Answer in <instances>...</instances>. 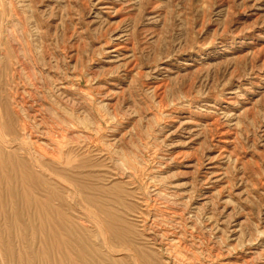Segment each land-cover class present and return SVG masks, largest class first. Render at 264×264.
<instances>
[{
  "label": "rangeland",
  "instance_id": "1",
  "mask_svg": "<svg viewBox=\"0 0 264 264\" xmlns=\"http://www.w3.org/2000/svg\"><path fill=\"white\" fill-rule=\"evenodd\" d=\"M6 109L63 199L49 264H264V0H0ZM9 225L0 264H41Z\"/></svg>",
  "mask_w": 264,
  "mask_h": 264
},
{
  "label": "bare ground",
  "instance_id": "2",
  "mask_svg": "<svg viewBox=\"0 0 264 264\" xmlns=\"http://www.w3.org/2000/svg\"><path fill=\"white\" fill-rule=\"evenodd\" d=\"M98 3H100V0L98 1ZM106 2V1H105ZM126 2V1H125ZM104 3V2H103ZM108 4V3H107ZM136 4V3H135ZM101 7V6H100ZM111 7V6H110ZM147 7V6H146ZM105 9V8H104ZM100 10V8H99ZM102 10V9H101ZM104 11V10H103ZM108 11V10H107ZM156 11V10H155ZM130 17V16H129ZM123 35V34H122ZM127 35V34H126ZM122 37V40H120V42H116L114 45H113V53H115L118 58L119 56V53L120 52H123L124 50H126V40L128 39V37H125V36H121ZM119 37V38H121ZM117 38V37H116ZM127 38V39H126ZM112 41V40H111ZM115 41V40H114ZM125 41V42H124ZM132 42V41H131ZM107 44V43H106ZM129 44V43H128ZM133 45V44H132ZM111 48V49H112ZM130 48V47H129ZM110 51V50H109ZM257 51V49H256ZM22 52V51H21ZM131 52V50H130ZM16 53V52H15ZM128 53V51H127ZM21 54V53H20ZM114 54V55H115ZM112 55V54H111ZM257 55V54H256ZM122 57V56H121ZM130 58V57H129ZM115 59V58H114ZM135 59V58H134ZM24 60V59H23ZM120 60V59H119ZM122 60V59H121ZM128 60V59H127ZM132 60V59H131ZM131 60L129 63H131ZM133 61V60H132ZM126 63V61H125ZM134 63V61H133ZM128 64V63H127ZM135 64V63H134ZM137 64V63H136ZM130 65V64H129ZM132 65V64H131ZM26 66V65H25ZM133 67H131L130 69H132ZM198 68V67H197ZM134 69V68H133ZM24 70V69H23ZM135 70V69H134ZM164 70V69H163ZM169 70V69H168ZM129 72V71H128ZM127 74V73H125ZM157 78V77H156ZM158 79V78H157ZM120 81V80H119ZM157 81V80H156ZM158 83V82H157ZM112 84V83H111ZM159 84H162L161 82ZM253 84V83H252ZM116 85V84H115ZM153 86V85H152ZM155 86H158V84ZM163 86V84H162ZM160 86V87H162ZM165 86V85H164ZM129 87V86H128ZM160 89V88H159ZM163 89V88H161ZM160 89V90H161ZM186 91V90H185ZM155 92V91H154ZM160 93V92H159ZM162 93V92H161ZM157 95V94H156ZM162 95V94H161ZM234 96V95H232ZM231 97V96H230ZM232 99V98H231ZM18 100V99H17ZM229 101V99H228ZM19 102V101H18ZM158 103V102H157ZM208 104V103H207ZM233 104V103H231ZM3 107L6 108L5 105L2 104ZM14 110V109H13ZM212 113V112H211ZM5 119H3V122H2V140H0V219L6 221V222H9L10 225L5 228V232L6 234L10 235H16L17 236H22V235H27V234H31V235H35V234H38L41 236V244H40V247H39V251L37 252L36 254V257L35 259L38 261V262H41V264H49L48 260H47V252H45V242L47 239H51V232L49 231L47 233L46 229H45V222L47 223V221H49L52 217V216H55L56 218H62L64 217L62 214H61V211L58 209L59 207H54L52 206V200H60L62 202V198L56 196L55 192L53 190H50L49 187H48V184H47V181L44 179V168H45V163H43V161H37V160H33L31 159V156L29 155L28 152H26V150L29 148H26V150L23 151V153H19L18 151H14V150H8L6 149V147H4V144H8L9 141L10 142H13L15 143V141H17V138H16V135H15V132H14V129L11 125V122H10V118L11 116L9 115V113L7 112V109L5 111ZM220 115V113H219ZM190 116V115H189ZM213 117V116H212ZM184 118V117H183ZM195 118V117H194ZM206 118V117H205ZM178 119V118H177ZM187 119V118H186ZM192 119V118H191ZM203 119V118H202ZM214 119V118H213ZM217 117H216V121H217ZM193 120V119H192ZM191 120V121H192ZM205 120V119H204ZM208 120V119H207ZM183 121V120H182ZM185 121V120H184ZM188 122V120L186 121ZM194 122V121H193ZM201 122V121H200ZM212 122H215V121H212ZM212 122H208L209 124H211ZM183 123V122H182ZM181 123V125H182ZM207 125V123H205ZM216 124V123H215ZM1 125V124H0ZM19 125V124H18ZM21 125V124H20ZM19 125V126H20ZM184 125V124H183ZM186 125V123H185ZM184 125V126H185ZM25 126V125H24ZM213 126L215 127V125L213 124ZM213 126L211 127V130L213 128ZM26 127V126H25ZM29 127V126H27ZM218 127V126H217ZM23 129V127H21ZM177 128V127H176ZM21 129V130H22ZM182 129V128H181ZM225 129V128H224ZM223 127H222V132H223ZM185 129H183V132H184ZM221 130V129H219ZM230 130V129H229ZM232 130V129H231ZM24 131V130H23ZM27 131V129H26ZM33 131V130H32ZM182 131V130H181ZM187 131V130H186ZM209 131V130H208ZM214 131V130H212ZM177 132V131H175ZM217 132V131H216ZM23 133V132H22ZM187 133V132H186ZM228 133V132H227ZM225 131L224 133H221L219 132V136H220V142L221 144H223V146L225 144H228L230 143V139L231 136L229 134H227ZM230 133H232L230 131ZM189 134H190V130H189ZM192 134V132H191ZM218 134V133H217ZM31 135V134H30ZM33 135V134H32ZM234 135V134H233ZM0 136V137H1ZM25 136V135H24ZM217 136V135H216ZM5 137H10L9 139H7L8 141H6ZM23 137V136H22ZM29 135H28V139H29ZM34 137H37L34 135ZM31 138V137H30ZM39 138V136H38ZM41 138V137H40ZM48 138V137H47ZM51 138V137H50ZM24 138H22L21 140H23ZM37 139V138H36ZM26 140H27V136H26ZM33 140V139H32ZM189 140V139H188ZM191 140V139H190ZM24 141V140H23ZM233 141V140H232ZM20 142V141H18ZM18 142L15 143L18 145ZM27 142V141H26ZM35 142V140H34ZM37 142V141H36ZM44 142V140H43ZM47 142V141H46ZM217 142V141H216ZM4 143V144H3ZM12 143V144H13ZM28 143L31 144V142H29L28 140ZM40 143V142H39ZM42 143V142H41ZM11 144V143H10ZM11 144V146H13ZM20 144V143H19ZM27 144V143H26ZM30 144L28 146H30ZM36 144V143H35ZM38 144V143H37ZM231 144V143H230ZM23 145V143L21 144ZM33 145V144H32ZM41 145V144H40ZM45 145V143H44ZM233 145V144H232ZM6 146V145H5ZM52 146V145H51ZM49 146V147H51ZM55 146V145H54ZM52 146V147H54ZM222 146V145H221ZM228 146V145H227ZM231 146V145H230ZM9 147V146H8ZM7 147V148H8ZM18 147V146H17ZM33 147V146H32ZM42 147V146H41ZM39 147V146H36L33 147L35 148L37 154L38 155V158H40L39 156H46L47 153H44L43 149ZM43 147H46L47 146H43ZM213 147V146H212ZM232 147V146H231ZM218 148V146H217ZM22 149V147H21ZM20 149V150H21ZM32 149V148H31ZM54 149V148H53ZM52 149V151H53ZM59 149V148H58ZM213 149V148H212ZM221 149V148H220ZM30 150V149H29ZM28 150V151H29ZM60 150V149H59ZM229 150V149H228ZM226 150V151H228ZM30 152V151H29ZM47 152V151H45ZM57 152V151H56ZM218 152H219V149H218ZM33 153V152H32ZM49 153V152H48ZM55 153V152H54ZM60 153V152H59ZM183 153V152H182ZM216 153V151H215ZM220 153H223V152H220ZM62 154V153H61ZM186 154V153H185ZM189 154V153H188ZM28 155L30 157H28ZM58 155V154H57ZM53 157L54 155H50V157ZM186 156V155H185ZM183 155V157H185ZM220 156V155H218ZM48 157V155H47ZM49 157V158H50ZM60 157V156H59ZM178 157V156H177ZM180 157H182L180 155ZM230 157V156H229ZM54 158V157H53ZM212 158V157H211ZM217 158V157H216ZM42 159V158H41ZM180 159V158H179ZM185 159V158H184ZM186 159H189V158H186ZM210 159V158H209ZM215 159V158H214ZM219 159V157H218ZM59 160V159H58ZM183 160V159H182ZM181 160V161H182ZM53 161V160H51ZM57 161V159H56ZM176 161V160H175ZM179 161V160H178ZM200 161V160H199ZM212 161V159H211ZM191 162V161H190ZM215 161H213L214 163ZM184 163V162H183ZM188 163V162H187ZM193 163V162H192ZM191 163V164H192ZM197 163V162H196ZM209 163V162H207ZM182 164V162H181ZM189 164V165H191ZM201 164V162H200ZM221 164V163H220ZM60 165V164H59ZM209 165V164H208ZM187 166V165H186ZM198 166V165H197ZM196 166V167H197ZM201 166V165H200ZM206 166V165H205ZM214 167V166H213ZM49 168V167H47ZM191 169V168H190ZM208 169V168H207ZM214 169V168H213ZM216 169V168H215ZM70 170V169H69ZM184 170V169H183ZM207 171V170H205ZM215 171V170H214ZM47 172V171H46ZM220 173V172H219ZM218 173V175H219ZM48 174H50L48 172ZM221 174V173H220ZM208 175V173H207ZM213 175V174H212ZM46 176V175H45ZM49 176V175H48ZM215 176V175H214ZM217 176V174H216ZM218 177V176H217ZM50 178V177H49ZM210 179V178H209ZM214 180V179H213ZM214 181H219L217 179H215ZM221 181V180H220ZM218 183V182H217ZM220 183V182H219ZM65 184V183H64ZM66 185V184H65ZM213 185V183H212ZM217 185V184H216ZM210 187V186H209ZM214 188H216L214 186ZM254 188V187H253ZM212 189V188H211ZM218 188H216V191H217ZM222 189V188H221ZM220 190V189H219ZM218 190V191H219ZM44 192V197H41V193ZM67 193V192H66ZM219 193V192H218ZM217 193V195H218ZM221 193V192H220ZM184 194V193H183ZM206 194V193H205ZM212 194V193H211ZM39 195V196H38ZM208 195V194H207ZM206 195V196H207ZM209 196V195H208ZM76 197V196H75ZM209 199V198H208ZM26 221H30V224L26 225V223H23V222H26ZM13 223L15 224L13 226ZM23 223V224H22ZM206 223V222H205ZM18 224H20L18 226ZM204 224V223H203ZM208 224V223H207ZM234 227V225H233ZM232 231V230H231ZM264 232V231H263ZM53 233V232H52ZM54 234V233H53ZM234 234V233H233ZM176 235V234H175ZM232 235V234H231ZM230 235V236H231ZM223 237V236H222ZM234 237V236H232ZM105 239V238H104ZM218 239V238H217ZM226 239V238H225ZM258 241V240H257ZM226 243V242H225ZM250 243V242H249ZM233 244V243H232ZM252 244V243H251ZM258 244V243H257ZM231 245V243H230ZM248 245V244H247ZM253 245V244H252ZM234 246V244H233ZM256 246V244L254 245ZM53 248L51 249H55L58 251V252H61L60 254L64 255V252H63V248L66 247V244L64 242H61V243H57L55 245V247L52 245ZM258 247V246H256ZM230 248H232V246H230ZM229 248V249H230ZM234 248V247H233ZM240 249V248H239ZM11 248L7 247V250H6V255H11ZM219 250V249H218ZM222 250V249H221ZM228 250V248H227ZM230 251V250H229ZM252 250L250 249L249 252H251ZM218 252V251H217ZM227 252V251H226ZM243 252V251H242ZM246 252V251H245ZM260 252V250H259ZM230 253V252H229ZM252 253V252H251ZM250 253V254H251ZM260 253H263V252H260ZM210 254V253H209ZM224 254V253H223ZM256 254V251L255 253ZM264 254V253H263ZM13 255V253H12ZM217 255V254H216ZM214 255V256H216ZM228 255V254H227ZM230 255V254H229ZM65 256V255H64ZM248 256V255H247ZM253 256V255H252ZM78 257H82L81 254H79ZM230 257V256H229ZM236 257V255H235ZM241 257V256H240ZM244 257V256H243ZM250 257V256H249ZM261 257V255H260ZM43 258H45L46 260H44L43 262ZM221 258V257H220ZM223 258V257H222ZM246 258V257H244ZM263 258V257H262ZM226 259V258H225ZM236 259V258H234ZM243 259V258H241ZM248 259V258H247ZM246 259V261H247ZM251 259V258H250ZM253 259V258H252ZM255 259V258H254ZM257 259L258 257H256V263L257 262ZM264 259V258H263ZM20 260L22 261V258H20ZM238 260H239V257H238ZM222 261V260H221ZM226 261V260H225ZM224 261V262H225ZM228 261V260H227ZM241 261V260H239ZM238 261V263H239ZM244 261V260H243ZM245 261V262H246ZM252 261V260H250ZM262 261V260H261ZM35 262V260H34ZM60 263H62L60 261ZM59 263V264H60ZM220 263V262H219ZM223 263V262H222ZM221 263V264H222ZM233 263V262H232ZM244 263V262H243ZM71 264V263H70ZM217 264V263H216ZM224 264V263H223ZM231 264V263H230ZM241 264H242V261H241ZM246 264H248L246 262ZM251 264H254V262H251ZM260 264V263H259Z\"/></svg>",
  "mask_w": 264,
  "mask_h": 264
}]
</instances>
